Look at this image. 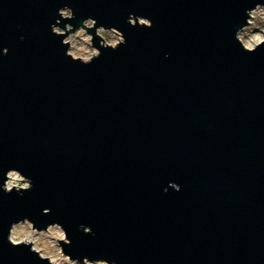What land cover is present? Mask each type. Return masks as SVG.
Returning <instances> with one entry per match:
<instances>
[{
	"label": "water",
	"instance_id": "95a60500",
	"mask_svg": "<svg viewBox=\"0 0 264 264\" xmlns=\"http://www.w3.org/2000/svg\"><path fill=\"white\" fill-rule=\"evenodd\" d=\"M257 2L0 0V183H34L0 189V264H48L7 240L24 217L61 223L73 258L264 264V46L234 39ZM65 5L61 27L92 16L127 43L73 61L50 28Z\"/></svg>",
	"mask_w": 264,
	"mask_h": 264
},
{
	"label": "clouds",
	"instance_id": "9594fccd",
	"mask_svg": "<svg viewBox=\"0 0 264 264\" xmlns=\"http://www.w3.org/2000/svg\"><path fill=\"white\" fill-rule=\"evenodd\" d=\"M57 11L58 18L50 25L51 32L62 37L61 43L67 46L64 54L73 61L88 65L102 55V48L116 50L120 45L127 43L121 30L114 26L106 27L98 24L96 18L92 16L83 19L78 27L71 23H65L61 27V21L74 19L75 13L67 5ZM128 23L133 27L151 28L153 26L150 18L135 13H129ZM92 29L94 32L91 31ZM96 37H99V47L94 43ZM20 39L23 40L24 37L21 36ZM234 39L246 52H255L259 47L264 46V3L257 2L254 7L245 9V22L236 28ZM8 51L9 49L4 47L2 54L7 55ZM33 187V180L17 168L7 169L0 183V189L4 192L10 193L15 190L21 195L24 191H31ZM180 187L176 181H169L164 191L167 192L169 188L179 191ZM42 212L50 214L51 209L46 207ZM79 229L85 234L95 235L91 225L81 223ZM7 240L12 246H30V251L38 254L40 259L47 260L48 264H119L116 259H90L88 256L82 259L73 258L64 250V245L72 243L67 230L56 221L38 228L28 217L16 220L10 225Z\"/></svg>",
	"mask_w": 264,
	"mask_h": 264
}]
</instances>
